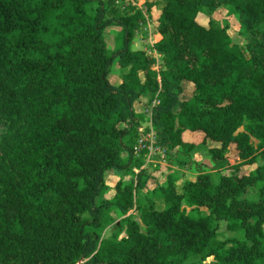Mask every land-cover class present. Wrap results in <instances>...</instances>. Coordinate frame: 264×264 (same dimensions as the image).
I'll return each mask as SVG.
<instances>
[{
    "label": "trees",
    "instance_id": "16d2710c",
    "mask_svg": "<svg viewBox=\"0 0 264 264\" xmlns=\"http://www.w3.org/2000/svg\"><path fill=\"white\" fill-rule=\"evenodd\" d=\"M165 1L158 60L131 49L146 24L136 9L109 17L104 0H0V124L17 128L0 155V264H264V163L239 175L264 158V0ZM221 6L239 17L246 45L214 23ZM112 25L123 45L109 52ZM156 95L170 172L142 169L145 153L133 154L146 121L134 105ZM199 148L212 167L194 161ZM230 153L241 163L232 174ZM188 166L198 175L180 190ZM128 168L140 172L107 186ZM157 173L165 182L145 193Z\"/></svg>",
    "mask_w": 264,
    "mask_h": 264
},
{
    "label": "rangeland",
    "instance_id": "374dc122",
    "mask_svg": "<svg viewBox=\"0 0 264 264\" xmlns=\"http://www.w3.org/2000/svg\"><path fill=\"white\" fill-rule=\"evenodd\" d=\"M127 3H130L132 6H134V8H137V9L139 8V10L143 9V7H144V5L139 2V0H131L130 2H127ZM96 5L97 4H94V6H92V7L96 8L95 7ZM212 19L217 26H219L221 28H225L228 31V34L232 38L234 44L242 45V46L247 44V39L241 35V26H240L239 17L235 13H233L228 7L221 6L215 13L212 14ZM151 21H152L153 27L155 28V25L153 23L154 22L153 19ZM198 22L205 27H209V24H208L209 23V17H206L204 15H200L198 18ZM144 34H145V37H142L143 39H141V40L140 39H134V41L131 45V49L134 52L143 51L144 53L150 55L149 54V53H151L150 47L152 45H155V35L150 33V31H145ZM103 36L106 39L107 48H108V50H110L109 52L116 51L122 47L123 40H122V27L121 26L112 25V26L106 28V30L103 33ZM261 52L264 53V50H261ZM152 53L154 54L155 51L152 50ZM121 77H122L121 69L116 64V65H114L112 73L110 75V81L114 85ZM141 77H142V79H144L143 74H141ZM191 93H192V88H191V86H189L186 89V94H191ZM147 98H149V97H147ZM142 101H143V104L144 103L147 104V102H145L144 100H142ZM145 119H147L146 116H145ZM16 135H17V128L12 124V122L0 124V155L2 153V149L7 144L11 143L15 139ZM201 149H203V148H201ZM205 150H207V149H205ZM123 156H124L125 162L126 163L129 162L128 153H124ZM193 159H195V158H193ZM234 159H235V156H233V153H230L229 154V160L233 161L234 164H231V166H232L231 169H228V171H225L228 174L229 173L232 174V172L235 171V168L241 164L240 162H238L237 160H234ZM156 160H158V159H156ZM195 161H197L199 163L201 162V160H199V159H195ZM263 163H264V158H261V159H259V163H257V164L241 165L240 169H239V175L240 176L248 175L252 171L256 170L258 168V166L262 165ZM133 166H135V165H133ZM161 166H163L164 167L163 170H165L166 167H168V164L166 166H165V164H163ZM133 171H134V169L132 170L131 168H128L126 170L121 171V173L118 177L119 178L121 177L120 179L123 178L124 181H130L135 176ZM163 175H165V174H163ZM216 176H217V174H216ZM186 179H189V178L188 177L183 178V180H186ZM116 180L117 179H115V177L112 176L111 173L107 174L106 184H107V186H109V188H113L115 186ZM148 187L150 188L151 186L149 185ZM165 207H166V205L164 202H158L157 203V209L158 210H164ZM116 221L119 222L120 218L116 217ZM225 225H226L225 222H222L220 225L221 226L220 232L223 236L222 237L223 239L231 236V234H229L227 232ZM113 233H114V228L111 227L105 232V236L108 238ZM205 264H214L213 259L208 260Z\"/></svg>",
    "mask_w": 264,
    "mask_h": 264
},
{
    "label": "crops",
    "instance_id": "0c3cea01",
    "mask_svg": "<svg viewBox=\"0 0 264 264\" xmlns=\"http://www.w3.org/2000/svg\"><path fill=\"white\" fill-rule=\"evenodd\" d=\"M104 1H105L107 10H108V16L109 17H115V15L118 13L119 9H121V11L123 10V12L128 11L130 9H136L138 11H141L145 15L146 24L142 27L141 31L137 34L135 39H140V40L143 39L142 37H145L144 32L145 31H150V33L155 35V45L162 40L163 37L159 33L155 32V28L153 27L151 20L153 19V21H154L153 23L157 22L159 16L161 15V11H162L163 7L165 6V3H166L165 0H139V2L144 5L143 9H140V10L137 9V8L132 7L131 5H129L126 2V0H104ZM155 45H152L150 47L151 53H149V54L152 57H154V58H158V55L156 53H154V54L152 53V50L154 51V46ZM140 52H143V51H140ZM121 73H122V71H121ZM121 83H122V78H120L114 84V86L117 87ZM142 100H144L148 104L150 99L149 98H143V99H141V100H139V101H137L135 103L134 109H135V112L137 114V118H139V117H143L144 118L145 114H146V111L148 109L147 104L146 103L143 104ZM184 141L185 142H190V143H196L197 137L195 135L184 134ZM192 157L195 158V159L201 160L202 163L201 162L199 163V162L195 161V159H194V161L198 165H205V166H208V167H212V163H211L209 152H207V150H205L204 148L203 149L199 148L196 151H194L192 153ZM156 159H158V160H156L157 162L160 160V158H156ZM229 161H230L231 164H234L233 161H231V160H229ZM148 165L156 166V165H162V164H148V163H146L143 166V169H145L146 166H148ZM168 167H169L168 170L169 169H172V170L177 169V167H173V166L171 167L169 164H168ZM168 172H170V170ZM182 172H183L182 180H179V182H178L180 190H181V185L183 184V181H184L183 178H187L188 177L189 179H186V180H192L198 175V172H194V171L190 170L189 166L187 168L183 169ZM133 173H135L136 175L139 174V172L138 173L135 172V169H134ZM119 175L120 174L115 175V174L112 173V176H114L115 179H117L116 180V184L119 181L123 180V178L120 179L121 177L120 178L118 177ZM167 175H168V173L165 174V175H163L161 173H157L156 175H154V180H152V181H150L148 183V186L150 185L151 187L150 188L147 187V189L148 188L149 189L148 190L146 189L145 193L154 190L157 187V184L164 183L165 180H166V176ZM116 184H115V186H116Z\"/></svg>",
    "mask_w": 264,
    "mask_h": 264
},
{
    "label": "built area",
    "instance_id": "2783aa9c",
    "mask_svg": "<svg viewBox=\"0 0 264 264\" xmlns=\"http://www.w3.org/2000/svg\"><path fill=\"white\" fill-rule=\"evenodd\" d=\"M130 1L131 0H126V2H130ZM128 4L131 5L130 3ZM149 103H150V107H148L149 109H147L146 111L147 119L145 122L140 123V125L137 128L139 138H138L136 146L134 147L133 154H134V157L140 158L145 153L146 163L166 165L168 150L166 148H161L158 145V141H157V137H156V133L153 127V121H152L153 108L159 104L158 95H156L153 100H149ZM136 122H139V120L136 119ZM121 128L125 130H130L131 124L129 122L124 123L121 125ZM156 157L160 158L158 162L155 159ZM135 172L138 173L140 172V170L135 169Z\"/></svg>",
    "mask_w": 264,
    "mask_h": 264
}]
</instances>
